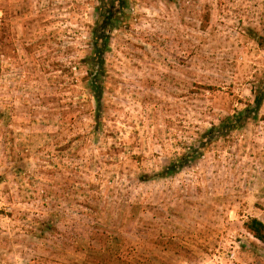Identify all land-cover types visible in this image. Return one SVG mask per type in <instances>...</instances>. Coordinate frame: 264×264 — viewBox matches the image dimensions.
Here are the masks:
<instances>
[{
    "label": "rangeland",
    "instance_id": "obj_1",
    "mask_svg": "<svg viewBox=\"0 0 264 264\" xmlns=\"http://www.w3.org/2000/svg\"><path fill=\"white\" fill-rule=\"evenodd\" d=\"M125 1L98 109L102 0H0V264H264V0Z\"/></svg>",
    "mask_w": 264,
    "mask_h": 264
},
{
    "label": "trees",
    "instance_id": "obj_2",
    "mask_svg": "<svg viewBox=\"0 0 264 264\" xmlns=\"http://www.w3.org/2000/svg\"><path fill=\"white\" fill-rule=\"evenodd\" d=\"M115 0H102V6L99 7L98 10V27L96 29V38L93 39V53L90 57L86 58L84 61L86 65L89 67V79L87 80L88 89L96 101L97 108L100 109L103 101V85H102V74L104 72V54L106 53L109 41V35L106 33V27H108L109 22L114 19V15L118 10H112L107 16H105L104 10H107L109 5L114 4ZM120 1V0H119ZM126 1L123 0V3ZM257 43L264 50V36L257 35L256 37ZM255 107L254 109H260L264 102V88H259L255 91ZM248 110L245 111L242 116L244 118H248L249 114ZM229 122V121H227ZM235 127L228 126L227 128H221L219 134L225 135L227 132H230ZM205 151V145H202L198 151L197 148H194L192 153H189L184 159L187 160L189 158H197L198 155H201ZM184 165V162L182 163ZM170 173L176 171V167L173 169H169ZM167 171V172H168ZM165 170L161 172L163 176L170 174ZM246 228L248 232L256 238L261 246L264 248V222L259 220L258 218H252L246 223Z\"/></svg>",
    "mask_w": 264,
    "mask_h": 264
},
{
    "label": "flooded vegetation",
    "instance_id": "obj_3",
    "mask_svg": "<svg viewBox=\"0 0 264 264\" xmlns=\"http://www.w3.org/2000/svg\"><path fill=\"white\" fill-rule=\"evenodd\" d=\"M112 21L109 22V24L111 23Z\"/></svg>",
    "mask_w": 264,
    "mask_h": 264
}]
</instances>
